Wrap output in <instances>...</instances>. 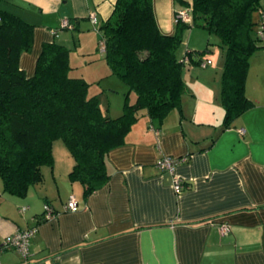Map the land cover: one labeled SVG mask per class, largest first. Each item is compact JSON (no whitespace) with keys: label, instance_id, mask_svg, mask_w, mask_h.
<instances>
[{"label":"crops","instance_id":"1","mask_svg":"<svg viewBox=\"0 0 264 264\" xmlns=\"http://www.w3.org/2000/svg\"><path fill=\"white\" fill-rule=\"evenodd\" d=\"M115 1L1 0V8L34 26L32 49L21 54L20 68L27 76L34 73L44 42L71 43L58 33L68 28L63 21L72 25L81 49L89 17L102 26ZM178 7L174 0H153L162 32L174 31ZM259 53L250 59L245 84L254 105L230 127L222 128L220 74L194 77L188 69L181 113L170 111L158 125L142 112L124 143L106 156L108 181L87 197L69 178L74 159L60 139L52 144L54 162L42 166V181L25 197L5 193L0 179V246L6 235L35 228L26 262L3 249L0 264H264V52ZM97 72L100 80L106 76ZM117 81L108 78L110 117L122 113L124 96L114 92L127 89ZM163 156L178 160L174 174L186 185L183 191L175 192L172 174L157 167ZM71 195L74 211L65 209ZM45 203L55 211L49 220L42 217Z\"/></svg>","mask_w":264,"mask_h":264},{"label":"trees","instance_id":"2","mask_svg":"<svg viewBox=\"0 0 264 264\" xmlns=\"http://www.w3.org/2000/svg\"><path fill=\"white\" fill-rule=\"evenodd\" d=\"M189 8L191 22L175 20L174 31L165 33L156 21L153 0L115 1L111 15L99 27V42L110 73L127 89L122 113L110 117L104 114L97 96L89 95L87 81L68 75L76 42L72 47L55 40L44 42L34 73L27 76L19 59L32 48L34 26L0 7L3 191L22 198L41 182V168L54 162L52 144L58 139L74 159L69 178L83 186V195L87 197L104 185L109 178L108 152L124 143L142 112L158 125L170 111L181 113L184 72L212 65L211 59L203 57L205 51L187 49L178 56L183 32L192 26L216 35L225 51L220 80L222 128L230 127L251 108L254 102L246 96L245 84L251 57L264 51V36L259 35L264 0H192ZM205 60L210 63L203 67Z\"/></svg>","mask_w":264,"mask_h":264},{"label":"rangeland","instance_id":"3","mask_svg":"<svg viewBox=\"0 0 264 264\" xmlns=\"http://www.w3.org/2000/svg\"><path fill=\"white\" fill-rule=\"evenodd\" d=\"M184 1H187L189 4H184ZM191 1L192 0H174L177 7L178 5H180L176 12L182 9H189ZM89 21L91 24L86 25L88 28L86 27L85 30H83V32L81 33L82 35L86 36V39H83V41L81 42L84 44L81 46V49H76L78 47L77 45L79 40H75V36L72 37V29L69 28L71 27V25L68 26V28H62L58 30V33H60L59 35L62 39L66 37L71 41L70 44H68L69 42L65 43L64 41H62L61 43L72 47L74 45V42H76V46H74L70 52V69L68 75L72 77H83L88 83V92L90 93V96H97L100 107L101 105L103 107L102 109L104 111V114L108 115V78H114L115 80H118L117 82H119V84H123V82L114 75H110L109 77L108 73H106V70L104 68L108 69V65L103 58V53L101 50L102 45L99 42V24L96 23V18L94 15H91L89 17ZM186 45L190 50L205 51L203 57L211 59L212 61V65H210L206 69H200L197 67H195L194 69H189V74H193V76L195 77L197 73H200V76H209V78L211 79H213V75L216 74H220L221 76L225 51L224 48L221 47L220 40L216 35L209 34L200 26H192L184 30L183 41L180 50L181 48L182 50H184ZM259 52L264 51L259 50L255 54H260ZM73 57L75 59H73ZM95 67L97 68L96 70L94 69ZM98 70H104V74L106 75L101 80L99 78L100 75L97 72ZM187 79L190 80L189 78ZM114 93H117L115 95L117 96V98L123 97V92L121 90H118V92Z\"/></svg>","mask_w":264,"mask_h":264},{"label":"built area","instance_id":"4","mask_svg":"<svg viewBox=\"0 0 264 264\" xmlns=\"http://www.w3.org/2000/svg\"><path fill=\"white\" fill-rule=\"evenodd\" d=\"M190 9H182L180 11L175 12V20H180L182 22H191V14H190ZM67 21H63V25L70 26L67 24ZM260 36H264V15L262 18V26L259 31ZM101 44V43H100ZM102 45V44H101ZM103 51V47L101 48ZM187 62V58L185 59ZM210 60H205L202 62V66L204 67L205 65L209 64ZM178 160L174 159L169 156H163L157 161V167L160 168L163 171H168L170 174H172L173 179H172V187L175 190V192L179 193L183 191L186 188V185L182 182V179L174 174V167L175 164ZM66 210L74 211L77 208V201L73 195H71L68 198V201L66 203ZM25 207H21V210L23 211ZM43 218L46 220L51 219L54 217L55 213L54 210L52 209L49 204L45 203L43 205ZM228 231L227 226H223L221 228V232L225 233ZM35 232V228L32 229H25V230H19L16 232H13L11 234L6 235L3 238L2 245L0 246V251L5 249V250H15L20 254L24 262H26L28 254H29V244H30V238L32 234Z\"/></svg>","mask_w":264,"mask_h":264}]
</instances>
